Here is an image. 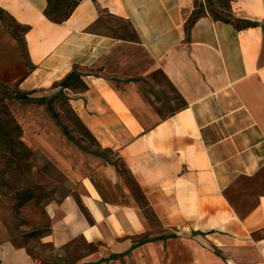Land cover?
<instances>
[{
  "label": "crops",
  "instance_id": "crops-1",
  "mask_svg": "<svg viewBox=\"0 0 264 264\" xmlns=\"http://www.w3.org/2000/svg\"><path fill=\"white\" fill-rule=\"evenodd\" d=\"M46 0H0L24 34L23 92L44 98L75 69L87 90H63L104 160L47 207L40 242L75 264H264V0H234L237 30L209 15L189 34L194 0H83L63 24ZM125 23L132 38L118 28ZM0 21V47H17ZM37 148L60 158L46 133ZM147 212L161 232L156 234ZM0 264H44L0 220ZM53 264V263H52Z\"/></svg>",
  "mask_w": 264,
  "mask_h": 264
},
{
  "label": "rangeland",
  "instance_id": "rangeland-1",
  "mask_svg": "<svg viewBox=\"0 0 264 264\" xmlns=\"http://www.w3.org/2000/svg\"><path fill=\"white\" fill-rule=\"evenodd\" d=\"M200 4L204 11H210L219 18L225 19L230 15L228 0H198L196 8ZM200 13L201 9H198L195 15ZM121 24L118 30L126 38H132L129 26ZM3 25L17 47H0V98L22 129L23 146L16 145L11 151L0 144V220L9 230L16 246H25L34 258L42 260L44 264H56L57 260H61L58 252L40 242L41 236L48 233L50 227L46 207L68 194L71 185H74L69 176L76 182L92 173L102 161L113 158L109 159L108 153L103 154L98 150L93 139L77 121L69 98L63 91L57 90L44 97L46 101L53 100L58 120L52 117L46 103L38 104L40 96L32 95L27 102L6 97L18 88V81L28 73L30 65L22 28L9 18ZM43 133L57 148L60 158L57 164L50 162L37 148ZM113 164L117 169L122 168V164L116 160H113ZM118 170L133 185L126 171ZM147 215L156 233L151 238H158L157 234L161 232L158 222L153 213L147 212ZM93 250L80 238L59 254L62 260L75 264Z\"/></svg>",
  "mask_w": 264,
  "mask_h": 264
},
{
  "label": "trees",
  "instance_id": "trees-1",
  "mask_svg": "<svg viewBox=\"0 0 264 264\" xmlns=\"http://www.w3.org/2000/svg\"><path fill=\"white\" fill-rule=\"evenodd\" d=\"M82 1L83 0H46L47 8L45 10V17L52 23L63 24L71 17L75 9L79 6V4ZM233 1L234 0H228L230 15L228 16V18L225 19L213 15V13L210 11H204L203 5L201 4L199 5L198 8H196L195 6V11L193 12L192 16L185 25L186 33L189 34L190 30L194 27V25L200 19L206 17L207 15H209L215 21H220L232 25L237 30H245V29L257 27L258 26L257 23H252L247 20L236 19L233 16L231 11V4ZM194 3L195 5H197L198 0H194ZM198 9H201V13L198 16H196L195 13L197 12ZM6 18H9L12 22H15L6 12L0 9V21L6 23ZM22 30L24 33H26L29 31V28H22ZM13 35H16L15 32H13ZM57 87L61 89V92L63 90H75V89L77 90L76 92H82L87 90V86L82 80V75L79 73L77 69H75L71 74H69ZM33 94H34L33 92L27 93L21 91L18 86V88L13 91L12 95H6V97H8L10 100L13 101L27 102L30 100V97ZM45 103L47 104L48 110L51 113L52 117L58 120V114L55 112L53 108V100L50 99L46 101L45 98H41L38 101V104L40 105ZM76 118L79 124L85 129V127L79 121L77 116ZM57 124L59 125L58 121ZM22 134L23 132L20 125L11 116L7 105L4 104V102L0 98V144H2L4 147L10 148L11 151H14V147L16 145L23 146V142L21 140ZM64 134L66 136L65 131Z\"/></svg>",
  "mask_w": 264,
  "mask_h": 264
}]
</instances>
